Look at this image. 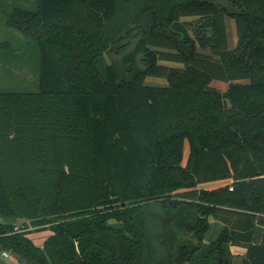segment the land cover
<instances>
[{
	"label": "trees",
	"instance_id": "trees-1",
	"mask_svg": "<svg viewBox=\"0 0 264 264\" xmlns=\"http://www.w3.org/2000/svg\"><path fill=\"white\" fill-rule=\"evenodd\" d=\"M0 10L39 51L37 87L0 90V251L20 264H233L239 244L241 264H264V0ZM219 179L231 181L198 186ZM210 216L222 226L207 240ZM32 228L50 230L41 245Z\"/></svg>",
	"mask_w": 264,
	"mask_h": 264
},
{
	"label": "rangeland",
	"instance_id": "rangeland-1",
	"mask_svg": "<svg viewBox=\"0 0 264 264\" xmlns=\"http://www.w3.org/2000/svg\"><path fill=\"white\" fill-rule=\"evenodd\" d=\"M5 3H20L27 6L33 4L34 0H0ZM5 8V5L2 6ZM188 19L193 17H187ZM5 15L0 10V90L10 89V90H32L37 87V73L39 65V51L36 43L34 41L25 40L13 27L6 23ZM227 22V32L229 46L233 47L237 42V30L235 19L232 17L226 18ZM200 51L214 54L210 47L200 48ZM214 56H217L214 54ZM120 56L115 53H107L105 55V60L107 62L113 59L119 60ZM164 63L171 65H181V63L170 60H162ZM146 82L150 84L166 85L168 82L166 78L160 76L150 75L146 78ZM212 85L225 90L229 84L228 81H223L219 79H214ZM189 155V143L185 141V150L183 163H186L187 157ZM231 180H219L217 182L208 183L207 187L220 186ZM209 219L212 220L210 228L206 232V239L214 237L219 228L220 224L214 221L210 216ZM25 219H16V225L19 226ZM27 221V220H26ZM29 234L35 242H40L45 236L44 229H30ZM239 248V247H236ZM12 256V255H11ZM13 257V256H12ZM20 264L16 259L3 257L0 254V264ZM233 264H241V257L236 254L234 257Z\"/></svg>",
	"mask_w": 264,
	"mask_h": 264
},
{
	"label": "crops",
	"instance_id": "crops-1",
	"mask_svg": "<svg viewBox=\"0 0 264 264\" xmlns=\"http://www.w3.org/2000/svg\"><path fill=\"white\" fill-rule=\"evenodd\" d=\"M219 180H228V179H219ZM219 180H212V181L201 182L198 186H199V187H205V188H215V187H218V186L207 187L206 185H207L208 183L217 182V181H219ZM229 180H231V179H229ZM211 217H212V219H214V221H217V222L220 224V228H221L222 223H221L219 220L215 219L213 216H211ZM209 220H210V222L212 223V220H211V219H209ZM220 228H219V229H220ZM44 231H45V236L41 239L40 242H35V241L33 240V238L31 237L30 234H29V236L32 238V240H33L36 244L41 245L43 239H44V238L50 233V230H49V229H44ZM207 240H208V239H207ZM231 247H232V250H233L235 256H236V254H239L240 257H241V259H242V257H243V255L245 254L247 248H246L245 246H243V245H239V244H233ZM236 247H239V248H236ZM0 254H1L3 257H7V258L11 257V258H13L10 254H8L7 256H4V255L2 254L1 251H0ZM235 256H234V257H235ZM14 259H15V258H14ZM1 264H3V263H1ZM4 264H6V263H4Z\"/></svg>",
	"mask_w": 264,
	"mask_h": 264
},
{
	"label": "built area",
	"instance_id": "built-area-1",
	"mask_svg": "<svg viewBox=\"0 0 264 264\" xmlns=\"http://www.w3.org/2000/svg\"><path fill=\"white\" fill-rule=\"evenodd\" d=\"M14 229L18 230L19 228H18V226L16 225V226L14 227ZM1 252H2V254H3L4 256H7V255L9 254V252H8L7 250H1Z\"/></svg>",
	"mask_w": 264,
	"mask_h": 264
}]
</instances>
